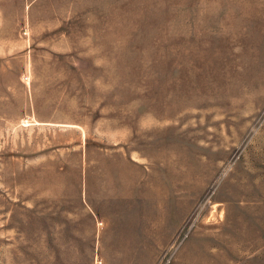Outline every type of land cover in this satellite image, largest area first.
<instances>
[{
	"label": "rangeland",
	"instance_id": "374dc122",
	"mask_svg": "<svg viewBox=\"0 0 264 264\" xmlns=\"http://www.w3.org/2000/svg\"><path fill=\"white\" fill-rule=\"evenodd\" d=\"M0 264H264V0H0Z\"/></svg>",
	"mask_w": 264,
	"mask_h": 264
}]
</instances>
